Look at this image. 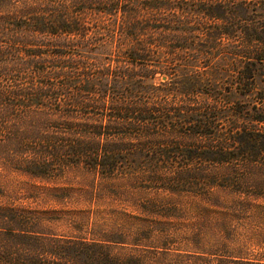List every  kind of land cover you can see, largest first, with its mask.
Segmentation results:
<instances>
[{"label":"trees","instance_id":"1","mask_svg":"<svg viewBox=\"0 0 264 264\" xmlns=\"http://www.w3.org/2000/svg\"><path fill=\"white\" fill-rule=\"evenodd\" d=\"M263 76L264 0H0V264H264L230 226L264 201ZM190 197L224 228L181 224Z\"/></svg>","mask_w":264,"mask_h":264},{"label":"rangeland","instance_id":"2","mask_svg":"<svg viewBox=\"0 0 264 264\" xmlns=\"http://www.w3.org/2000/svg\"><path fill=\"white\" fill-rule=\"evenodd\" d=\"M210 70H212V66L210 65ZM264 77V76H263ZM264 79V78H263ZM165 78L161 77L159 74L157 75L156 82L159 81H164ZM210 78V87L206 88L207 92H210V102L215 99H220L224 95L226 96V99L228 103H230L232 106H234V110H236L237 115H240L242 113H246V111H249V115H257V111L255 109L260 108V103L258 101H255V99H258V97L252 98L247 93L245 92L244 89L242 88H237L236 86L232 84L224 83V81H221V83H218ZM257 88L262 86L261 80L257 82ZM259 91V89H256ZM256 93V92H255ZM207 95V94H204ZM233 110V113L235 111ZM232 118L230 116L224 117L220 124L224 127L229 128L230 126V121ZM240 121L243 122V117H240ZM243 124V123H242ZM261 126V125H259ZM210 132H212V128L210 126ZM222 168V167H220ZM71 180H77L79 181L81 177H77L76 175L69 177ZM11 180V181H10ZM9 184L11 188H20V187H27V181L28 179L20 177V178H15V179H10ZM13 181V182H12ZM39 184V183H37ZM29 186H32L29 184ZM221 194V193H220ZM216 195H219V193H214L210 195V199L215 197ZM223 197H227V193H223ZM45 195H43L40 199L39 202L42 203ZM79 204H75L77 209H81L82 207H87L89 198L84 195H79ZM25 200V199H24ZM26 203L31 202V205H36V202H32L33 200H25ZM38 201V199H37ZM45 201V200H44ZM262 206L258 208H254L252 211L247 213L246 215L242 216V219L239 220L238 222H232L230 224L231 227H237L239 229L243 230H253V231H264V201L261 202ZM182 205L185 216L179 221L183 225H189L193 226L195 223H200V222H208L210 225V228L212 227H218V228H224L222 225L223 220L222 219H228L226 215V211L217 206H213L210 204V207L207 211L204 205L203 201H200L198 198H184L180 202ZM58 207V205L54 201H50L48 203H42V208L43 209H52ZM227 217V218H226ZM206 224V223H205ZM71 229L68 226H62L61 230L69 231ZM208 243L210 244V238L208 237ZM251 250L255 253L257 252L256 247L251 248ZM195 250L192 249V252ZM197 251V250H196ZM190 254H193L191 252H188ZM194 254H198V252H195ZM186 264H201L200 259L196 257H190L187 258V261L184 260ZM196 262V263H194Z\"/></svg>","mask_w":264,"mask_h":264}]
</instances>
